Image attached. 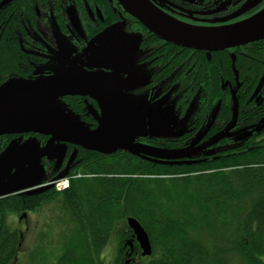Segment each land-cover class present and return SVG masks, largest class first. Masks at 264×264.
<instances>
[{"label": "trees", "instance_id": "obj_1", "mask_svg": "<svg viewBox=\"0 0 264 264\" xmlns=\"http://www.w3.org/2000/svg\"><path fill=\"white\" fill-rule=\"evenodd\" d=\"M201 61L205 98L199 117L202 122H211L204 136L209 134L212 139L225 131L236 110L234 130L241 120L251 121L262 115L264 104L250 99L264 77V40L214 52L211 62L201 55ZM254 68L258 70L252 71ZM260 95H264V86ZM216 109L214 117L210 113ZM231 138L225 137L209 149L214 151ZM154 141L152 144L160 147L172 146ZM258 141L239 148L230 146L222 153L216 150L207 157L183 159L181 165L151 163L128 150L101 153L107 157H86L83 168L95 176L98 184L92 186L96 189L91 190L86 180L78 184L71 181L63 194L65 206L75 212L86 233L80 240L84 250L79 251L100 253L106 247L111 231H99L95 221L108 220L121 201L126 213L145 228L153 249L152 256L142 257L136 264H264V137ZM53 194L8 197L0 200V209L9 204L4 208L37 210L45 199L54 198ZM5 218L6 213L1 212L0 225ZM18 237L17 233H8L0 239V264L10 263L18 250ZM134 245L138 250V243ZM75 251L53 262L64 260L62 264H69L65 262L67 257L70 264H78Z\"/></svg>", "mask_w": 264, "mask_h": 264}, {"label": "flooded vegetation", "instance_id": "obj_2", "mask_svg": "<svg viewBox=\"0 0 264 264\" xmlns=\"http://www.w3.org/2000/svg\"><path fill=\"white\" fill-rule=\"evenodd\" d=\"M150 1L159 10L177 21L198 27L233 24L253 16L264 8V0ZM255 2H258L255 7L235 17L246 5ZM2 5H5V7L0 9V86L13 80L27 82L32 85L39 83V86L50 82V80H54L55 77H60L61 75L48 68L47 64L49 61L54 63L56 59H62L63 52L68 58V62H70V55L77 56V52L73 53L72 48H75L84 56V59H88L91 55L90 44L94 43V40H96L99 50L110 56L106 52L108 49L107 45L105 43L102 45L99 40V37L107 31H113L109 40L118 42L121 39V46L125 47L126 53L129 51V43L132 44V42L131 39L125 36L122 28L119 27V30L114 28L121 25L130 33H142L144 35L139 46L145 53L141 56L140 62L146 64L152 70L146 88L147 103H154L160 98L155 94L156 87L169 78L171 81L174 78V82L185 78L189 81L184 90L185 93L181 94L177 99V106L180 109L179 114L181 116L186 113L192 98L197 95L198 89L201 87L205 92L203 87L205 79L201 74V70L204 67L201 55H204L207 61L211 62L213 53L209 57L207 51L180 47L160 40L149 32L142 23L128 14L117 0H0V6ZM225 19H228V21L221 23ZM34 37L41 42H36ZM66 42L69 43L68 52L65 50L61 52V44ZM149 48H152V50L146 52ZM127 56L117 58H125ZM81 64L80 66L84 69L83 74L94 80L93 87L101 85L102 91L104 89L107 91L116 89V93L122 99L124 84L112 74L111 69L107 67L96 68L90 65V62ZM175 71H178V73L172 77ZM263 86L264 84L258 86V96L261 94ZM204 98L205 93L202 94L200 107L204 103ZM57 99L60 100L59 102L64 109H68L76 119L83 121L88 130L92 132L99 127L100 116H103L104 111H107V107L91 94L65 95ZM262 103L263 101H260L259 104ZM200 107L195 119L188 125L187 129L191 133L179 141L175 139L177 146L181 145L179 144L180 141L187 144L205 126L206 120L202 122L199 117ZM30 137H34L41 145H45L50 139L49 136L34 133L6 135L0 137V148H7L16 138L29 139ZM208 138H210L209 134L201 140L199 146L208 141ZM155 142L157 141L150 138H140L137 141V143L157 146L152 144ZM66 149L67 152L63 162L57 171L50 175L49 181L52 180L54 182V180H58L65 174L71 181L74 176L75 178L90 177L92 175L87 174L85 172L86 169L83 168L86 166V157H94L95 155L107 157V155H103L100 152L87 151L74 144H67ZM73 154H75V158L71 161ZM47 162V160H44V163ZM34 197L36 196L27 198ZM22 215V225L24 223L27 226L29 218L25 212ZM136 241L132 234L131 238L126 242L135 243ZM85 254L92 255L90 253ZM125 263L136 264L137 260L133 259L129 263L127 261Z\"/></svg>", "mask_w": 264, "mask_h": 264}, {"label": "rangeland", "instance_id": "obj_3", "mask_svg": "<svg viewBox=\"0 0 264 264\" xmlns=\"http://www.w3.org/2000/svg\"><path fill=\"white\" fill-rule=\"evenodd\" d=\"M119 27L122 28L125 36L131 39L133 44V52L129 56L117 58L105 55L99 50L98 44L96 40H94V43L90 44L91 55L88 59H84V56L75 48H72L73 53L77 52V56L70 55L71 60L68 62V58L62 52L63 50L68 52L69 43L66 42L65 44H61L60 47L63 58L56 59L54 63L49 61L47 64L48 68L53 69L56 74L63 76L66 74H68V76L83 74L84 69H82L80 65L86 62H90V65L96 68L107 67L111 69L112 74L124 84L122 100L129 108L131 121L130 135H133L131 144L159 148V146L137 143L138 135H142L143 138H150L153 140H156V138L166 139L163 140L165 142L164 146L171 144L170 150H181L190 147L194 141L202 139L211 125V122H206L205 126L200 130V133L187 142V144L191 143L189 145L182 146L184 142L181 141L179 144H181L182 147H175L174 145H177L175 139L179 141L184 137L185 132L188 131V125L195 119L200 107L202 94L205 93L204 90L201 87L198 89L196 92L197 95L192 98L190 106L184 116L179 114L180 109L177 106V99L181 94L185 93L184 90L189 83L186 78L176 82L173 81L174 78L172 81L169 78L165 82L158 84L155 94L160 98L154 103H147L146 88L152 70L146 64L140 62L141 56L145 53L139 46L144 35L142 33H130L121 25L115 26L114 28L119 30ZM34 38L36 42H41L36 37ZM150 50H152V48H149L146 52ZM94 53L95 56L93 58ZM242 68H244L243 64ZM253 70L257 71L258 68H254L252 71ZM178 71H175L172 77H174ZM260 84H264V77L260 78L258 86ZM226 85L227 83H224V86ZM258 86L251 96L250 101H263L264 104V95L258 96ZM59 101L58 99L54 100L52 107L53 112L52 110L50 111L48 115L49 118L47 117L48 119L43 124V127L55 132L57 127L59 128L61 125L67 123L65 119L60 118L62 114L70 118L71 122L75 123L77 127L88 130L84 122L78 118L76 119L68 109H64ZM107 111H104L103 116H100L102 120L101 124L110 120L109 112ZM210 114L213 116V111ZM211 119L210 117L208 121H211ZM179 133L183 134L177 136ZM263 133L264 112L260 117L251 121L245 119L241 120L240 124L237 125V129L234 130L233 128L231 131L233 138L220 143L219 147L216 149L217 153H222L227 149H231V147L239 148L247 146L248 144L252 145L254 144V140L257 139L259 140L258 142H260L264 137ZM55 136H57V134ZM250 139L251 141L246 143ZM207 142L208 141L200 146L198 143L194 146L193 150L205 147ZM217 143L218 142L213 146H216ZM208 151L202 149L197 156L207 157L210 152H214L211 151V149L209 153ZM66 152V144L50 139L45 145H41L34 137H30L29 139L16 138L7 148H0V194L3 192H10L18 187L34 185L38 182L48 180L50 175L60 167ZM44 160L48 162L44 163ZM151 163L154 162L152 161ZM82 180H86L87 183L90 184L91 190L95 188V186H92L94 183L98 184L93 177L75 178L74 176L72 179L76 184L80 183ZM69 181L71 183V180ZM66 186L67 181L60 183V185L53 190L54 198L45 199L37 210H32L31 212L25 211L29 218L27 226L24 225V223L22 225L20 221V217L23 216V211L20 212L19 208L16 210L4 208L10 207L9 204L1 206L0 213H6V218L4 224L0 225V239L2 237L5 238L8 233H17L20 237H18V250L16 254L13 255L9 264H62L64 260L60 262H57V260L53 262V260L55 258L64 257L66 253L74 252V250H84V246H80V240L86 238V233H84V227H81L80 221L75 216V212L73 210L71 212L70 209L65 206L66 201L63 194L71 185L68 188H66ZM95 189L93 191H95ZM117 207L120 208L113 211L108 220L105 219L103 221L101 219H96L95 221L99 231H103L104 233H107L106 230L108 233L111 231L110 238H107L110 240L106 239L109 243L100 253L92 250L91 258L86 259L85 257V259H76L78 264H90L89 260H91V264H124L125 257L128 259V256L125 255V251L129 253V247L125 242L131 238L132 233L126 226V218L130 215L126 213L124 208L126 206L123 205V202L120 201ZM73 221H75V223ZM88 237L89 235H87V238ZM139 258L140 257H138L137 260H139ZM65 259V262L71 263L69 258L66 257ZM86 260H88V262Z\"/></svg>", "mask_w": 264, "mask_h": 264}, {"label": "water", "instance_id": "obj_4", "mask_svg": "<svg viewBox=\"0 0 264 264\" xmlns=\"http://www.w3.org/2000/svg\"><path fill=\"white\" fill-rule=\"evenodd\" d=\"M117 1L128 14L140 21L146 29L155 34L160 40L180 47L207 51L209 57L213 52L238 48L264 39V8L257 14L233 24L198 27L182 23L166 15L150 0ZM257 3L246 5L235 17L240 16L247 10L249 11ZM227 21L228 19H225L221 23ZM112 34L113 31H107L99 37L101 44L105 43L107 45L106 52L113 57L129 55L133 50V45L129 43V47L127 46L129 51L125 53L126 49L121 46V39L118 42L109 40ZM93 83L94 80L84 74L73 76L67 74L66 76L55 77L54 80H50V82L41 86H39V83L32 85L18 81L4 85L0 88V135L30 132L44 133L45 135H51L52 140L76 144L87 150L98 151L107 155L114 154L117 150H128L161 165H172L173 163L181 165L183 159L194 157L195 154L201 151V149L193 150L200 140L194 141L190 147L181 150L131 144L133 135H130L131 121L128 105L116 93V89L108 91L104 89L102 91L101 85L93 87ZM80 94H92L100 99L109 111L110 121L102 123L98 130L91 132L77 127L71 122L70 118L61 114L60 118L65 119L67 122L65 125L57 127L55 132L43 127V124L49 118L48 115L52 110L55 99L65 95ZM235 106H237V103ZM216 114L217 110L213 116L215 117ZM236 114L237 110L233 122L228 128L202 148L211 147L225 137H232L231 131L236 123ZM56 134L57 136H55ZM182 134L179 133L177 136ZM74 158L75 154L72 156L71 161ZM186 164H191V162H186ZM43 182L18 187L7 193L3 192L0 194V198L19 192H24L22 193L24 196H33L52 188L51 185L38 188ZM128 225L138 240L143 251L142 255L151 256L152 245L143 226L135 218H128Z\"/></svg>", "mask_w": 264, "mask_h": 264}, {"label": "bare ground", "instance_id": "obj_5", "mask_svg": "<svg viewBox=\"0 0 264 264\" xmlns=\"http://www.w3.org/2000/svg\"><path fill=\"white\" fill-rule=\"evenodd\" d=\"M138 241V240H137ZM138 245H139V243H138ZM139 247H140V245H139Z\"/></svg>", "mask_w": 264, "mask_h": 264}]
</instances>
